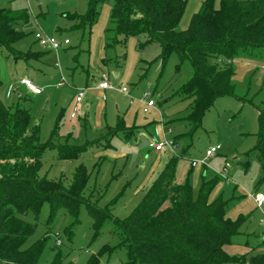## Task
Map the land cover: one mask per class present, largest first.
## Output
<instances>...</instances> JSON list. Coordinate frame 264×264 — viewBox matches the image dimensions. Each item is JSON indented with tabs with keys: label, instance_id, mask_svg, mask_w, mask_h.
I'll list each match as a JSON object with an SVG mask.
<instances>
[{
	"label": "rangeland",
	"instance_id": "374dc122",
	"mask_svg": "<svg viewBox=\"0 0 264 264\" xmlns=\"http://www.w3.org/2000/svg\"><path fill=\"white\" fill-rule=\"evenodd\" d=\"M202 1L188 0L176 30L188 27ZM88 3L89 0H0V8L28 14L27 22L18 19L16 23L24 36L13 47L44 53L41 59L16 61L7 48L0 46V98L6 105L20 102L30 109L31 123L40 126L42 142L49 139L62 113L55 142L80 149L77 157L61 159L56 148L47 147L40 175L62 178L68 185L75 168L83 163L89 171L83 194L99 207H107L113 217L125 218L138 205L152 183L151 176L156 174L159 156L149 143L187 130L184 120L173 119L190 112L191 99L183 97L180 89L192 76L193 68L188 60L178 67L175 53L169 54L163 63L157 58L160 45H141L142 36L113 42L114 0L98 2L97 21L90 32L75 26L72 15L84 14ZM36 32L59 41L68 39L69 43L57 50L44 47L36 41ZM233 66L235 93L218 97L205 114L201 127L194 133L188 157L179 160L175 178L193 185L199 169L198 184L194 187L197 193L203 177H219L209 199L221 196L227 200V216L231 219L247 217L232 243L224 246L227 253L240 255L263 250L264 202L257 206L252 197L257 192L264 194V180L258 157L250 150L257 141L259 113L264 110V48L241 54L234 59ZM103 73L109 76L113 88L91 90L89 86L98 84ZM22 78L30 79L41 94L36 96L22 88ZM122 86L127 93L120 91ZM82 90L83 102L72 117L73 101ZM144 93L156 102L149 112L143 111ZM119 122L123 125L118 126ZM217 144L220 149L206 158L207 149ZM174 149L178 155L181 147ZM193 161L197 163L192 166ZM19 216L34 226L22 248L46 239L39 264H50L59 252L68 264H88L92 257L97 258V264L126 261V251L118 247L119 236L111 217L105 216L96 233L83 204L79 206L78 221L66 208L51 216L47 203L38 214L28 211Z\"/></svg>",
	"mask_w": 264,
	"mask_h": 264
},
{
	"label": "trees",
	"instance_id": "16d2710c",
	"mask_svg": "<svg viewBox=\"0 0 264 264\" xmlns=\"http://www.w3.org/2000/svg\"><path fill=\"white\" fill-rule=\"evenodd\" d=\"M99 1L89 0L84 14L72 15L75 26L90 32L97 21ZM187 2L114 0L111 8L116 33L113 42L142 36L141 45H160L157 58L163 63L175 53L178 67L188 60L193 68L192 76L180 89L183 97L191 99L190 112L176 119L184 120L187 130L171 138L184 145L178 155L169 158L127 217H113L107 207H99L83 194L89 180L83 163L75 168L68 185L62 178L40 175L47 147L56 148L61 159L77 157L80 149L55 142L62 113L49 139L42 142L40 126L31 123L30 109L20 102L6 105L0 98V264H39L46 239L22 248L34 226L19 215L28 211L38 214L44 203L49 205L51 216L66 208L76 219L80 204L85 205L96 233L105 216H110L119 236L118 247L126 251L124 264H264V237L260 252L239 255L225 251L224 246L232 243L247 217L231 219L227 216V200L221 196L209 199L219 177H203L197 193L190 181L180 183L175 178L178 161L188 156L205 114L218 97L235 93L234 59L264 48V0H203L188 27L176 30ZM18 19L27 22V12L0 8V46L7 48L16 61L40 58L41 51L13 47L24 36L16 27ZM258 122L257 141L250 151L258 157L264 180V110ZM50 264L68 263L59 252ZM88 264H97V258L92 257Z\"/></svg>",
	"mask_w": 264,
	"mask_h": 264
},
{
	"label": "built area",
	"instance_id": "2783aa9c",
	"mask_svg": "<svg viewBox=\"0 0 264 264\" xmlns=\"http://www.w3.org/2000/svg\"><path fill=\"white\" fill-rule=\"evenodd\" d=\"M35 39L41 46L49 47V48H52L54 50H57L58 48H60V46L62 44L69 43L68 39H65L64 41H59L55 37L46 35L45 33H41V32L35 33ZM20 83L22 85H25L27 87V89H29L32 92L38 91L37 87L28 78H22L20 80ZM59 85H62V82H59ZM97 87L100 89L113 88V84L110 83V79H109V76L107 74L103 73L101 75V78L97 84ZM120 91L123 93H127V88L122 86L120 88ZM84 96H85V92L83 90L80 91L79 94L76 96V98H75L76 104H75L73 111L71 113L72 117H74L76 115V113L78 112V108H79L78 106L82 102ZM147 96H148V93H144L143 97L141 98V101L144 103V108H143L144 112H149L150 109H152L156 104V102L153 98H151V97L147 98ZM176 145H177V143H175L171 138H169V139L164 138L162 141H160L158 143H153V142L150 143V146L153 147L157 151H162L165 148L173 149ZM219 149H220V144L211 146L209 149H207L205 157L208 158V157L214 155ZM196 163H197L196 161H193L192 165H196ZM224 170L226 171V167L224 168ZM254 199H255L257 206H262V204L264 202V194L262 192H257L254 196Z\"/></svg>",
	"mask_w": 264,
	"mask_h": 264
},
{
	"label": "crops",
	"instance_id": "0c3cea01",
	"mask_svg": "<svg viewBox=\"0 0 264 264\" xmlns=\"http://www.w3.org/2000/svg\"><path fill=\"white\" fill-rule=\"evenodd\" d=\"M44 56V53L43 52H41V55H40V58H37V59H41V57H43ZM115 76L117 77L118 76V73H115ZM23 87L22 88H24V89H26L27 90V92L28 93H31V94H33V95H39V94H41V90H38L37 92H31V91H29L28 89H27V87L25 86V85H22ZM89 88L91 89V90H96V91H105V90H107V89H100V88H98L97 87V84H91L90 86H89ZM84 99V98H83ZM82 102H83V100H82ZM75 104H76V101L74 100L73 101V105H72V110H73V108H74V106H75ZM81 104V103H80ZM80 104H79V106H80ZM78 106V107H79ZM78 111H79V108H78ZM176 119H178V118H176ZM176 119H173V121H175ZM185 132V131H184ZM181 133H183V132H181ZM180 134V133H179ZM174 137V136H173ZM165 137L163 136V139H164ZM162 139V140H163ZM156 143H158V142H156ZM183 145H184V142H177V145L174 147V148H176V147H181V149H182V147H183ZM149 147L151 148V149H153L156 153H157V155L159 156V161H158V165H157V170H156V174H154L153 176H151V181L153 182L154 181V179L158 176V174L161 172V170L164 168V166H165V164L167 163V161L169 160V158L173 155V154H176V153H174L175 152V149L173 148V149H170L171 151H170V153H167V151H166V149L167 148H165L164 150H162V151H157V150H155L153 147H151L150 146V143H149ZM181 151V150H180ZM189 155V154H188ZM188 157V156H187ZM181 159H183V158H181ZM178 163H179V161H178ZM177 166H178V164H177ZM193 166V165H192ZM199 169H198V171H196L195 172V175H194V181H193V186L194 187H196L197 186V184H198V180H199ZM178 182V181H177ZM252 199L254 200V203H256L255 202V199H254V196L252 197Z\"/></svg>",
	"mask_w": 264,
	"mask_h": 264
}]
</instances>
